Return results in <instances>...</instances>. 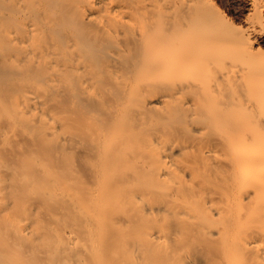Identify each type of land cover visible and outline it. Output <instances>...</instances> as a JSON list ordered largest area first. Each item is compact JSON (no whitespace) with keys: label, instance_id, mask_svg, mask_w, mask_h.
Segmentation results:
<instances>
[{"label":"bare ground","instance_id":"1","mask_svg":"<svg viewBox=\"0 0 264 264\" xmlns=\"http://www.w3.org/2000/svg\"><path fill=\"white\" fill-rule=\"evenodd\" d=\"M215 1L0 0V264H264V6Z\"/></svg>","mask_w":264,"mask_h":264},{"label":"rangeland","instance_id":"2","mask_svg":"<svg viewBox=\"0 0 264 264\" xmlns=\"http://www.w3.org/2000/svg\"><path fill=\"white\" fill-rule=\"evenodd\" d=\"M249 2L251 3V0H216L215 1L218 9L221 12H223L227 16V18L231 20V22H234L235 25L243 29H246L247 27V26H243L246 25V23L244 22H246L247 19L245 18H247L250 14V13L248 14L250 9ZM262 4L264 6V0H262ZM263 16H264V11H263ZM258 43H257L258 47H260L264 51V38H261L260 42L258 41Z\"/></svg>","mask_w":264,"mask_h":264}]
</instances>
